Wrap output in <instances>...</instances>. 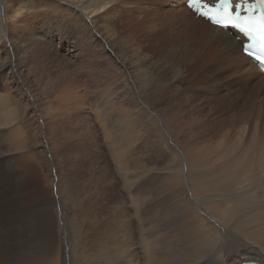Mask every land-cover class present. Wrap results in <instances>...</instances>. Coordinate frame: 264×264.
<instances>
[{
  "label": "bare ground",
  "instance_id": "bare-ground-1",
  "mask_svg": "<svg viewBox=\"0 0 264 264\" xmlns=\"http://www.w3.org/2000/svg\"><path fill=\"white\" fill-rule=\"evenodd\" d=\"M60 1L73 10L78 53L90 51L87 62L95 70L102 55L121 64L142 106L119 95L111 83L116 95L108 93L105 99L97 97L91 109L83 107L89 103L77 95V69L47 58L48 36L55 31L40 22L36 32H22L24 11L36 1L0 0V264H264V75L243 53L245 38L192 15L189 0H170V6L181 8L168 17L181 27L179 36L187 46L180 49L192 57L188 63L203 58L210 68L220 65L217 71L224 75L222 80L211 71L204 77L214 83L217 96L208 105L200 87L182 84L187 80L183 61L182 66L162 56L150 68L141 65V54L140 64L130 61L127 50L98 24L100 18L124 19L127 10L148 12L144 4L160 0ZM130 15L127 20L142 26L137 13ZM58 28L60 34L64 26ZM52 72L64 77L63 84L46 96L42 82ZM101 76L97 72L93 82L103 84ZM98 106L108 108L102 119L116 167L107 166L106 184L116 202L125 204L126 193L130 207L103 208L92 193L77 195V135L85 139L77 131V115L90 116ZM100 113L91 114L102 125ZM115 130L122 131L120 136ZM136 130L144 151L150 130L154 140L156 136L173 151L170 157L164 148L156 149L168 157L154 163L149 160L158 155L148 160L142 151L146 173L157 170V181L167 190L159 208L152 207L159 192L143 198L141 206L131 195L129 162L120 144L134 139ZM46 188L52 195L45 196ZM89 215L95 240L90 247L88 239L77 245V231L78 238L87 233L81 227Z\"/></svg>",
  "mask_w": 264,
  "mask_h": 264
},
{
  "label": "rangeland",
  "instance_id": "rangeland-1",
  "mask_svg": "<svg viewBox=\"0 0 264 264\" xmlns=\"http://www.w3.org/2000/svg\"><path fill=\"white\" fill-rule=\"evenodd\" d=\"M18 1H20V0H18ZM34 1H36L34 3L35 4L34 8L29 9L27 11L26 10L24 11L25 14H24V17H23L21 23L25 22L26 24L22 25V30H23L22 32H24V33L33 32V31L36 32L38 29V26L40 25L39 24L40 22L42 23V26H44V29H46L47 31H55V33L52 36H48V37H51V40H47V42L49 41L47 47L49 48V52L52 55L51 54L47 55L48 56L47 58H49V57H50V59L53 58L52 61L54 60V62H56V65H59V63H62L64 65L70 64L71 66H73V68L77 69V95L79 96V98H82L81 99L82 101H84L86 99L84 102L90 104V105L89 104L83 105V107L91 109L94 106L93 103L95 102V99L97 97L105 99L106 98L105 95H108V93H110L112 95L113 94L116 95V92H119V91H121V92H119L120 93L119 95H125L126 94L125 96H127L128 99L133 100L134 104L135 103L137 104V101H138V105L140 104L142 106V104H141L142 101H141L140 97L138 98L139 92L136 90V87H134L130 83V81L127 80L128 79L127 70L124 69V67L121 64L116 63L114 59L110 60V59L105 58L104 57L105 55H102L100 58L101 60L98 58L100 60V62L98 64L100 70L99 69L95 70V68H92V67L90 68L92 63L87 62L88 58H89L90 51H86L85 53H82L79 51V53H78V49H76L75 46H77V48H78L79 45L74 38L75 32H76L75 26L77 23L73 21V14L74 13L72 12L73 10H71L68 5L64 4L60 0H34ZM169 3H170V0L152 1V2L146 3L147 6H146V4H144L145 7L150 9L148 12L144 11L140 14L139 12H132V11L127 10L126 14H124L122 16V17H124V19H121V18L119 19V18H115V17H109L107 19L100 18L98 24L100 25V28H102V29L107 28L108 29L107 32H109L113 35V40L116 43V46L124 47L125 50H127L128 55L130 56V59H129L130 61H134L135 63L139 62L138 64H140L142 61V63L143 62L144 63L141 65H143V66L145 65L144 67H149V68L151 67L152 62L161 61L162 59H164V60L167 59V61L173 60L174 63L177 62V64L179 63L181 65L182 64L184 65V63L187 64L184 66L182 65L183 67L187 66V69L185 72L186 75L183 76V79L185 78V80L186 79L187 80L184 81V83H182V84L187 85L190 88L200 87L199 89H201L202 92H205L204 97H207L206 99L204 98V103L209 105L210 102H213L215 97H217V96H214V89L213 88L215 86L214 87L212 86L214 83L212 82V84H211L210 81L205 82V80H206L205 78L206 77L209 78L211 76V71L215 72L216 77H222L223 76L222 80L225 79L224 75H220L219 72L217 71L220 68L219 67L220 65L219 66L217 65L218 67L217 66L215 67V65H214V66H212V68H210L211 66L206 65V62L203 60V58L196 59L192 64H189L190 61L192 60V57L189 54H187V55L183 54V52H184L183 48H185L187 46V44H186V39L182 36L181 37L179 36V31H180L181 27L179 25L175 24L176 21H170L169 17H168L169 16L168 13H173L175 15L177 13H180L181 8L170 6ZM185 5L186 4H184V6ZM131 13H137L139 15V19H140L139 21H141L142 26L138 27V25L135 24L136 23L135 20H133V21L127 20V17L133 16V15H130ZM194 14L195 13L192 11V15H194ZM135 19H138V18H135ZM127 21H128V23H127ZM11 23H12V21H11ZM122 23H124V24H122ZM63 26H64V30H62V32H60V34H58L57 33V30L59 29L58 27H60V29H61ZM133 30H135L136 32ZM137 32H138V34H137ZM131 33H133V35ZM175 34H178L179 38ZM16 36L17 35L11 36V39H14ZM177 45H179L180 47ZM184 45H186V46H184ZM176 47L178 49H180V48L183 49L182 50L183 52L181 51V49L177 50ZM171 49H172V51H171ZM189 51L190 50H188V52ZM177 52H178V54H176ZM168 53L171 56L170 55L168 56ZM140 54H141V56L142 55L144 56V57L142 56L144 58V60L142 59ZM147 55H148V58L145 57ZM180 55H181V57H180ZM158 57H159V59H158ZM161 57H162V59H161ZM164 57H166V58H164ZM173 57H175L176 59ZM184 57L186 59L188 58L187 61ZM102 58H104V59H102ZM134 59H138L137 62ZM182 61L184 63H182ZM204 62H205V64H204ZM48 63L51 64L50 61ZM81 63H82V67H81ZM196 68H198L199 70L197 69V71H196ZM81 69H83V70H81ZM202 69H203V71H202ZM85 70H87V71H85ZM90 70H92V71H90ZM97 72L102 74L101 77L103 79V81H102L103 84L97 85L95 82H93L94 80H96ZM233 72H235V70H233L231 72V74L236 75V74H233ZM52 73H50L49 76H46L47 78L44 77L45 79L42 82V86L48 92L46 94V96H48L52 92L56 91L63 84L64 77L60 76L59 74H57L55 76L56 73L55 74L54 73L52 74ZM52 75H53V77H51ZM228 76H230V73L228 74ZM57 77H59V78H57ZM60 77H62V78H60ZM90 77L92 78V80ZM200 77H202V78H200ZM51 80H52V82H51ZM196 80H198V81L200 80V81L196 82ZM252 82H254V81H252ZM111 83H114V84L116 83L115 85L117 88L119 87L118 88L119 91H117V89L115 87H110L109 85H111ZM198 83H200L201 85ZM126 84H128V86H126ZM122 85L124 87H122ZM211 90L213 92H211ZM99 105H100V103H99ZM90 106H92V107H90ZM115 106L118 107L117 104H115ZM79 109H77V110H79ZM107 110H108V108H101L100 106L93 108L92 112H91V110H89L93 114H94V112L96 113V112L101 111V113L99 114V118L101 120L102 125H100V122H98V119L96 118L97 115L94 116L91 113H90V116L86 115V114H85L86 116L85 115L83 116V113H80L81 115L80 114L77 115V125H76L77 131L84 133V137H85V139H84L82 136L77 135V142H78L77 143V153H76L77 154V166H76L77 172L75 173L77 175V195L81 194L83 192L92 193L93 194V200H99L100 203L104 206L103 208L108 207V206L125 207L127 205L129 206L130 201H131L130 197L125 193L124 199H126L125 200L126 205L124 203L116 202L113 199L110 191L108 190L111 187V184L109 186L106 184V174H107V169H108L107 166L110 169L112 167L113 171L116 170V167H114V165H113V162H115V161L111 155V151H110V147H109L110 145L106 139L107 129H106V126H105L103 119H102V116L104 115L103 113H105V111H107ZM111 113H113V111L112 112L108 111V115ZM117 115L118 114H116V116ZM80 116H83L84 118H80ZM86 117H87L88 122H86V119H85ZM89 121L91 123H89ZM120 130H122V128H120ZM120 130H115V133L117 134V132H120ZM127 130L129 133L131 129H127ZM153 130L156 131L154 129V127H153ZM120 133H118L119 136H120ZM113 136H115L114 133H113ZM156 138L157 137L155 136V140L153 139L152 133L150 130V132H149V143H148V147H147L146 151H144L145 147H144V145L140 139L139 130H136V135H135L134 139L130 140V139L126 138L123 140L125 144H120V145H123L125 147L126 155H125L124 159L125 160L128 159V162H129V175H130V179H131V191H132L131 195H132V197L136 198L139 201L138 204L141 206V202H142L143 198L159 192V196L157 197L155 202L152 204L153 208H159V207L164 206V204L162 203V198L164 195H166L167 190L163 189L161 187L160 183L157 181V170H155L151 174L146 173L148 167L144 168V165L147 163V161H146L145 157L143 156L142 151L145 154L147 153L146 156L148 155L147 156L148 160L150 157L153 158L155 155H158L154 159L150 158L149 161L153 162V163L155 162V160L165 162V160L168 156L172 157V155H173L172 149L169 147H166L164 145L165 143L162 140H159L158 138L157 139ZM95 139L100 140V142H96ZM153 143L156 145L155 146L152 145ZM158 148H164L166 150L165 153L168 154V156H166V157L163 156V153H161V152H163V149L160 150L161 152L160 151L157 152L156 149H158ZM160 155H162V156H160ZM61 159L64 161V158H61ZM69 176H66V177L69 179L71 177V176L70 177ZM66 177H65V179H66ZM69 181H72V179L70 178ZM141 182L144 183L146 185V187L142 186ZM68 184L69 185H67V187H70L71 186L70 182ZM65 187H66V183H65ZM45 192H46L45 196L48 197V196L52 195L53 190L51 188H46ZM78 204H79V201L77 199V205ZM91 205H96V202H92ZM85 207L88 210H93V211H94V207L97 208V206H92V207L85 206ZM105 210L106 209H104V211H102V212L100 211V214H99L100 216L99 215L97 216L98 219L103 218V215H101V214L102 213L105 214ZM91 218H92V216L89 215V219L87 218V222H85L84 225L81 227V228H83L84 231L87 230V233H86L87 235L85 234L84 236H82L83 238L80 236L78 238V231H77V245L81 240L84 241V240L88 239L87 240V246L88 245H89V247L92 246V243L95 240V237H94L95 233H92V232H95V231L90 226V223H92V221H93ZM89 220L91 222H89ZM105 221H107V220H105ZM102 223H105V222H102ZM79 249L81 250V248H79Z\"/></svg>",
  "mask_w": 264,
  "mask_h": 264
},
{
  "label": "snow or ice",
  "instance_id": "snow-or-ice-1",
  "mask_svg": "<svg viewBox=\"0 0 264 264\" xmlns=\"http://www.w3.org/2000/svg\"><path fill=\"white\" fill-rule=\"evenodd\" d=\"M193 2L196 3L199 2V0H193ZM232 8V0H216L215 4H211L209 0L208 10L204 14L224 28H227L228 25L237 27L239 33H243L244 36L251 40L252 43L249 46L253 48L258 46L262 56H264V24H261L259 30L245 27V18L241 17L238 12H232ZM237 21H239V23H237ZM259 58L260 57H258V59Z\"/></svg>",
  "mask_w": 264,
  "mask_h": 264
}]
</instances>
